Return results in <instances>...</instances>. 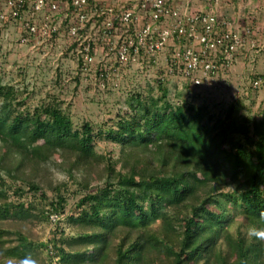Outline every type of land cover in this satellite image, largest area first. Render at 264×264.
<instances>
[{
    "label": "trees",
    "instance_id": "16d2710c",
    "mask_svg": "<svg viewBox=\"0 0 264 264\" xmlns=\"http://www.w3.org/2000/svg\"><path fill=\"white\" fill-rule=\"evenodd\" d=\"M185 104L173 106L165 91L130 97L128 114L104 132L120 146V168L108 162L98 170L106 159L94 149L89 123L73 128L54 103L25 115H11L4 103L0 200L7 178L45 195V165L57 157L62 172L87 190L76 205V237L61 238L53 252L57 264H264V242L245 231L264 212V110L249 122L238 103L215 118L203 103ZM95 173L104 185L90 191ZM56 200L53 211L65 198ZM9 211L4 203L0 215ZM16 240L5 247L0 236V264L34 249L25 236Z\"/></svg>",
    "mask_w": 264,
    "mask_h": 264
},
{
    "label": "rangeland",
    "instance_id": "374dc122",
    "mask_svg": "<svg viewBox=\"0 0 264 264\" xmlns=\"http://www.w3.org/2000/svg\"><path fill=\"white\" fill-rule=\"evenodd\" d=\"M57 37L33 39L34 43L27 44L19 40L16 26H0V84L4 87L0 93V111L6 102L11 115L30 114L40 105L54 103L69 115L73 128L89 123L93 130L94 149L106 159L102 160L98 170L108 162L115 163V170L120 168V162H116L120 146L106 138L104 132L115 127L119 116L128 114L130 97L156 98L165 91L173 106L203 103L213 118L238 103V114L248 117L249 122L259 119L264 110V31L258 46L248 45L249 49L238 53L231 65L215 75H200L198 85L169 74L164 53L159 56L158 63L142 70L138 68L141 64L120 68L116 75L109 77L108 84H103L98 77L84 78L72 53L65 50L67 38ZM159 81L162 82L160 87ZM59 162L57 157L46 162L40 183L45 195L27 190V186L7 178L3 187L6 197L0 200V211L4 203L10 210V215H0V236L4 246L17 244L18 235L25 236L34 242V249L27 255L31 254L39 264H57L53 252H57L55 248L60 245V239L76 237L77 226L73 221L78 214L76 205L87 193L62 172ZM96 175L91 178L90 191L104 185V180L96 179ZM48 181L52 182V187L60 184V190L47 186ZM58 194L63 195L65 201L58 203L53 211L52 202L57 201ZM27 209L32 214L27 218L11 214L14 210L27 212Z\"/></svg>",
    "mask_w": 264,
    "mask_h": 264
},
{
    "label": "built area",
    "instance_id": "2783aa9c",
    "mask_svg": "<svg viewBox=\"0 0 264 264\" xmlns=\"http://www.w3.org/2000/svg\"><path fill=\"white\" fill-rule=\"evenodd\" d=\"M4 24L16 26L27 44L67 38L65 50L84 78L98 77L103 84L120 68L141 64L142 70L164 53L169 74L198 85L200 75H215L255 46L213 10L172 6L169 0H0Z\"/></svg>",
    "mask_w": 264,
    "mask_h": 264
},
{
    "label": "crops",
    "instance_id": "0c3cea01",
    "mask_svg": "<svg viewBox=\"0 0 264 264\" xmlns=\"http://www.w3.org/2000/svg\"><path fill=\"white\" fill-rule=\"evenodd\" d=\"M115 4L122 0H98ZM172 6L187 4L191 10H213L220 21L233 23L234 28L258 46L264 31V0H169ZM244 49V51H246ZM243 51V52H244Z\"/></svg>",
    "mask_w": 264,
    "mask_h": 264
},
{
    "label": "clouds",
    "instance_id": "9594fccd",
    "mask_svg": "<svg viewBox=\"0 0 264 264\" xmlns=\"http://www.w3.org/2000/svg\"><path fill=\"white\" fill-rule=\"evenodd\" d=\"M248 238H255L258 241L264 242V212H261L255 224H249L246 228ZM4 264H39V261L31 254L23 257H6Z\"/></svg>",
    "mask_w": 264,
    "mask_h": 264
}]
</instances>
